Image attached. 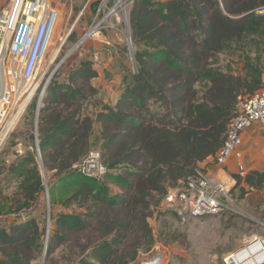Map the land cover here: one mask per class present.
<instances>
[{
	"label": "trees",
	"instance_id": "1",
	"mask_svg": "<svg viewBox=\"0 0 264 264\" xmlns=\"http://www.w3.org/2000/svg\"><path fill=\"white\" fill-rule=\"evenodd\" d=\"M262 6L264 0H135L129 15L132 40L147 50L136 48L137 72L114 105L85 112L89 100L79 89L47 85L37 115L40 157L45 173L53 172L56 184L70 187L59 204L71 208L52 214L47 254L88 232L92 219L97 242L87 238L75 245L76 264H131L139 248L119 255L117 247L130 232L135 242L150 248L147 219L158 203L155 195L164 196L172 184L194 176L200 162L215 156L239 101L263 86L259 57H247L243 75L212 67L210 61L234 44L257 38L264 42V15L255 13ZM75 76L89 80L97 72L84 62ZM203 77L207 86L196 99L194 84ZM37 98L29 104L31 110L37 108ZM95 123L101 124L96 140L103 142L101 159L108 168L99 180L73 168L94 144ZM115 165L120 172L110 173ZM7 176L16 181L19 195L8 211L29 212L43 190L35 149L10 164ZM233 177L248 190L264 187V169ZM110 184L122 192L112 195ZM241 191L245 193L244 186ZM0 211L6 212L4 206ZM44 233L35 216L0 227V264H30Z\"/></svg>",
	"mask_w": 264,
	"mask_h": 264
},
{
	"label": "rangeland",
	"instance_id": "2",
	"mask_svg": "<svg viewBox=\"0 0 264 264\" xmlns=\"http://www.w3.org/2000/svg\"><path fill=\"white\" fill-rule=\"evenodd\" d=\"M52 1L58 5L59 18L50 52L44 62V65L48 66L47 72L40 82H38V78L31 84L28 91L33 87H36V90L30 96L24 108L25 110L16 118L15 122L11 123L15 118L16 108L11 116L6 117V123H3L4 119L0 125L1 134L5 129H9L7 138L3 140L0 146V205L3 204L4 197L6 199L13 198L16 192L15 184L6 182L5 170L7 166L4 164V158L12 153L11 145L14 138L20 139L23 143L35 145L36 109L31 110L29 104L33 98L38 96L36 100L37 107L44 85L46 83L47 85L49 83L70 84L73 88L79 89L81 96H87L89 101H85L83 105L85 112H94L104 103L116 102V97L121 95L127 83L132 80L133 74L137 72L134 57L136 48L147 50L145 45L135 46L132 40L129 15L135 0L133 2L128 0L125 20L121 11L119 23L115 15L106 16L105 22H103L106 26L105 29L82 43L79 40L89 29L99 5V0H91L86 7L87 0ZM116 1L108 0L105 11L101 12L98 18L101 19L106 15ZM219 2L221 4L223 0H219ZM80 12L83 13L77 19ZM70 27H72V30L69 36L64 44L59 47L58 38L64 36ZM128 34L130 35L131 46L127 40ZM58 47L59 52L57 50L54 55L55 49ZM53 55L54 57H52ZM248 56L252 61L259 57L260 63L264 67V42H260L257 38L254 39V42L243 41L234 44L232 50L217 53L210 61L212 67L222 70L230 68L234 74L243 75ZM84 62L91 63L92 69L97 72L96 77L83 80L75 76V72ZM206 86V77L194 84L196 99L202 96ZM0 93H4V87L0 89ZM80 94L76 96H80ZM25 96H22V98ZM103 96H111L112 99L108 102H102ZM11 134L12 136H10ZM242 137V144L239 146L237 154L231 156L235 160L234 167L231 171H227L229 177H224L223 181L229 188L228 195L232 200L230 209L217 215H208L188 222H181L162 206L163 195H155L153 201L159 200L156 205L153 203L147 219L152 231L153 244L149 249L145 244L139 245L134 241L135 234L130 232L125 239H122L120 244H117L119 255L122 251L131 255L137 247L139 248L137 257L131 264H139L143 257L156 250L163 255L162 264H225L223 258L228 253L235 251L253 237H264V187L248 190L243 183L237 184L235 177H233L235 174L243 177L251 170L264 169V127L253 125L244 131ZM102 146L103 142L94 140L92 149L96 148L101 151ZM35 154L39 161L40 157L36 148ZM115 167L109 172H120V165H115ZM240 167H242V171L238 169ZM52 174V172L45 173L43 169V190L29 211L35 212L34 216L45 231L42 246L35 252V257L30 264H41L46 240H48L50 230L54 224L52 218L54 208L59 204V201H62L70 193V187L67 183L56 184L57 181ZM220 174L224 176V173ZM51 184H54V186L50 190ZM109 186L112 195L120 192L117 186L112 184ZM242 186L245 189L244 194L241 191ZM9 202L13 203L12 200H8V205L11 204ZM72 210L79 211L82 209L73 208ZM10 214L12 215L9 211H0V227L8 225L9 218L12 217ZM23 215H13L12 218L20 219L23 218ZM96 225V220L92 219L88 232L78 233L77 236H73L68 245L58 246L49 254H47L46 246L44 264H76L78 251L75 245L78 242H85L87 238H89V241L96 243L98 238L94 229ZM104 239H101L100 242Z\"/></svg>",
	"mask_w": 264,
	"mask_h": 264
},
{
	"label": "built area",
	"instance_id": "3",
	"mask_svg": "<svg viewBox=\"0 0 264 264\" xmlns=\"http://www.w3.org/2000/svg\"><path fill=\"white\" fill-rule=\"evenodd\" d=\"M90 1L87 0L85 7ZM107 1L99 0L90 27L79 42L82 43L89 37L101 33L106 27L103 24L106 16L115 15L119 23L120 11L124 16L125 13L127 15L128 0H121L120 5L117 0L106 15L99 19L100 13L106 9ZM82 13L78 14L77 19ZM255 13L264 15V6L256 9ZM58 18L59 10L51 0H8L0 10V69L4 80L0 125L4 119L5 124L6 117L13 114L22 96L29 92L33 95L36 87L28 91L31 84L38 78V82L44 78L48 68L44 62L54 40ZM71 30L72 27L64 36L58 38L59 47L64 44ZM89 32L90 34L87 35ZM127 40L129 43V38ZM262 84L260 89L239 101L236 115L227 126L224 143L211 159L215 165L222 166L231 156L237 154L246 129L254 124L264 126V73ZM8 133V128L3 134L0 133V146ZM73 168L83 176L96 180L101 179L108 172V168L102 162L101 152L96 148H91ZM238 169L242 171V167ZM228 191L226 183L219 181L208 171L197 168L194 176L179 180L174 186L168 188L163 196L162 206L181 222H188L195 218L217 215L230 209L232 200ZM223 261L225 264H248L249 262L264 264V237H253L235 251L228 253ZM162 263L163 255L158 250L146 255L139 262V264Z\"/></svg>",
	"mask_w": 264,
	"mask_h": 264
},
{
	"label": "crops",
	"instance_id": "4",
	"mask_svg": "<svg viewBox=\"0 0 264 264\" xmlns=\"http://www.w3.org/2000/svg\"><path fill=\"white\" fill-rule=\"evenodd\" d=\"M7 1L8 0H0V10L7 4ZM51 2L53 3V5L58 9V5H57V3H54L52 0H51ZM60 5H62V4H60ZM104 98L102 99V102H108L109 100H111L112 99V97L111 96H103ZM118 98V96L116 97V99ZM116 101V100H115ZM104 104H110V105H114L115 103H104ZM254 125H259V126H262V125H260V124H254ZM262 127H264V126H262ZM250 128V127H249ZM100 129H101V124L100 123H95L94 124V131H93V137H92V141L93 140H96V138H97V136L99 135V132H100ZM10 136H12V134L10 135ZM7 138V137H6ZM33 146L36 148V141H35V145H32V144H26V143H23L20 139H18V138H14V142L12 143V145H11V149H12V153H10L9 155H7L5 158H4V164L7 166L6 167V170H5V179H6V177H8L7 175H8V170H9V166H10V164H12V163H14L17 159H18V157H20V156H23V155H25V153L26 152H28V151H32L33 149H35V148H33ZM211 157H209V158H207L206 160H204V161H202V162H200L199 164H198V166H199V168H203V169H205L206 171H208L209 173H211L212 175H214V177L216 178V179H218L219 181H224V177H229V174H228V172L227 171H231L232 169H233V167H234V163H235V160L232 158V157H230L229 159H228V161L224 164V165H222V166H220V165H213L212 163H211ZM222 171V172H221ZM53 173V172H52ZM220 173H224V176H223V174L221 175ZM53 175V174H52ZM218 176H220V178H218ZM6 182H12V183H14L15 184V189H16V187H17V185H16V181L15 180H7ZM225 183V182H224ZM120 192H122V190L120 189ZM16 193V192H15ZM14 196V195H13ZM19 197V195H17V194H15V197L14 198H18ZM6 198V197H5ZM8 200L10 201V200H12L13 201V203H11V202H9V203H11L10 205H8ZM13 204H14V199L13 198H7L6 200H4V202H3V204H1L0 205V209H2V207L4 206V211H8V210H10L11 209V207L13 206ZM74 207H72V209H73ZM71 210V208H64V207H62L60 204H58L55 208H54V211H53V215H55V214H57V213H59V212H61V211H70ZM11 215V214H10ZM13 215H15V214H12L11 216L13 217ZM9 218V222H8V225L7 226H5V228H8L13 222H18V221H20V220H23L24 218Z\"/></svg>",
	"mask_w": 264,
	"mask_h": 264
},
{
	"label": "bare ground",
	"instance_id": "5",
	"mask_svg": "<svg viewBox=\"0 0 264 264\" xmlns=\"http://www.w3.org/2000/svg\"><path fill=\"white\" fill-rule=\"evenodd\" d=\"M118 4L119 5L122 4V1L121 0H118ZM122 9L124 10V6H122ZM125 17H126V13H125V16H124V20H125ZM88 34H90V32L87 33V35ZM57 50H58V48L55 49L54 55H55V53H56ZM54 55L52 57H54ZM52 62H53V60H52ZM3 87H4V80H3L2 73H1V69H0V89H2ZM3 95H4V93H0V114H2V111H3L2 110V97H3ZM30 95H31V92H29V94H27L25 97H23L22 100L20 101V103L17 104L18 107H16V110H15L16 111V115H15V118L11 122L12 124L15 122L16 118L23 112V110H25L24 108H25L26 104L28 103V101L30 99ZM41 263H42V260H41Z\"/></svg>",
	"mask_w": 264,
	"mask_h": 264
},
{
	"label": "water",
	"instance_id": "6",
	"mask_svg": "<svg viewBox=\"0 0 264 264\" xmlns=\"http://www.w3.org/2000/svg\"><path fill=\"white\" fill-rule=\"evenodd\" d=\"M128 38H129V45L131 46V39H130V35L128 34ZM47 87V83L44 85L43 87V90L39 96V101H38V105H37V108H36V118H35V140H36V151L40 157V150H39V144H38V139H37V115H38V112H39V108H40V104H41V101H42V97H43V94L45 92V89ZM39 164H40V169H41V172H42V175H43V164H42V160H41V157H40V160H39ZM44 177V176H43ZM35 215V212H27L23 215V218L24 219H27L28 217H31V216H34ZM47 232V231H46ZM48 233V232H47ZM46 246H47V240H46V244H45V250H44V255H45V252H46ZM43 255V258H42V263L41 264H44V256Z\"/></svg>",
	"mask_w": 264,
	"mask_h": 264
}]
</instances>
